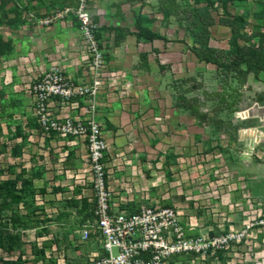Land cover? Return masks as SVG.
<instances>
[{"label": "crops", "instance_id": "obj_1", "mask_svg": "<svg viewBox=\"0 0 264 264\" xmlns=\"http://www.w3.org/2000/svg\"><path fill=\"white\" fill-rule=\"evenodd\" d=\"M141 13L144 14V10ZM158 14L162 19L159 11ZM144 16L148 18L147 14ZM149 27L152 28L150 24ZM109 37L114 39V33ZM12 38L14 47L10 53L0 55V132L8 139L4 149L10 155L11 163L21 162L22 167L33 164L35 158L36 167L42 172L38 174L42 187L51 183L48 178L52 173L55 186L63 183L65 176H74L75 184L84 185L82 193L86 195L85 187L91 183L85 161V141L72 136H42L32 114V98L27 90L38 73L54 65L60 66L71 79H81L80 34L77 30L65 34L54 26L50 30L26 34L19 31ZM104 38L105 35H101L106 69L114 71L110 69L116 63L124 72L121 79L110 82V89L101 90L96 111V119L107 142L102 163L109 172L107 186L112 200L126 212H134L140 205L153 201L173 206L186 232L191 235L206 237L217 230H234L238 224L232 221H237V212L243 214L250 197L264 194V177L257 175L256 179H248L245 163L249 160L242 153L257 135L254 137L247 129L238 130L241 150L231 160L233 162L230 161L236 166L237 176L214 179L213 168L208 167L219 161L226 165L220 146L230 150L234 147L232 140L222 143L217 138L225 128L217 129L211 122L202 123L175 106L176 92L172 81L179 80V76H171L168 82L166 76L162 80L154 78L152 82L138 78L145 72V65H148V72L151 69L150 55L154 54L155 60L159 54V48L152 44L162 40L137 41L129 34L110 50L106 48ZM122 53L125 56L122 57ZM132 53L135 55L130 58ZM140 53L147 54V64H140ZM156 63L157 70H166L159 68L163 62ZM187 95L194 96L193 91ZM50 111L55 116H62L66 110L51 103ZM203 111L208 118L216 116L210 109ZM223 111L217 114L222 120ZM68 113L81 112L76 109ZM14 151H18L17 158L12 154ZM223 188L226 193L219 195ZM92 194L88 198L90 201Z\"/></svg>", "mask_w": 264, "mask_h": 264}, {"label": "rangeland", "instance_id": "obj_2", "mask_svg": "<svg viewBox=\"0 0 264 264\" xmlns=\"http://www.w3.org/2000/svg\"><path fill=\"white\" fill-rule=\"evenodd\" d=\"M158 1L87 0V8L98 24L99 38L105 35L106 48L110 50L119 44L109 37L114 33L113 28L117 27L127 35L132 34L135 31L134 16L144 10V14L152 21V28L163 34L168 41H154L152 46L159 48V54H156L155 60V55H150L151 71L148 72V65H145L144 70L147 73L144 72L139 77L135 73L134 77L149 82L154 78L162 80L163 76H166L167 82L171 76H179L178 79L193 78L200 84L199 88L193 90V95L203 102L202 110H211L215 102L206 98L219 87L215 66L199 61L190 52L189 38L175 18L170 21L160 18ZM76 6L77 0H0V55L10 53L14 47L12 36L19 34V31L26 34L29 31L50 30L51 27L58 26L65 34L75 30L79 32L75 17ZM248 7L250 12L257 11V6L252 0H235L227 5L231 13H242ZM210 11L215 20L208 27L210 44L216 48H225L229 33L227 28L217 21L218 17L223 15L221 5L212 6ZM243 29L250 32L253 24L250 22ZM146 46L149 48V44ZM135 51L139 52L138 48ZM122 54V57L125 56V53ZM134 55L130 54V58ZM156 60L163 62L165 71L157 70ZM140 64L144 65V62L140 61ZM111 67L110 70L119 71L123 76L124 72L116 63ZM247 82L249 83L239 89L240 101L235 105L236 110L232 113H221L226 127L217 138L222 143H226L228 139L232 140L234 147L230 150L220 146L222 150L227 149L225 152L221 150L226 165L220 164L219 161L217 165L208 167L213 168L211 175L214 179L237 176L236 166L230 161L241 150L242 145L237 138L240 129H247L248 132H253V136L257 135V139L250 142L242 152L243 157L249 160L245 163L249 170L248 179H256L257 175L264 177V105L255 100V94L264 91V74H261L258 80L249 75ZM7 140L0 132V264H87L89 251L98 248L99 244L94 228H90L87 242L79 239L82 226L92 223V204L88 200L92 192L91 185L85 187L87 193L83 195L84 185L75 184L74 176H65L63 183L55 186L52 173L48 178L51 183L42 187L38 177L42 172L36 167L35 158L30 166L22 167L21 162L11 163L10 155L4 149ZM12 154L15 158L19 156L18 151ZM7 181L14 183L7 184ZM8 185L12 190H9ZM221 190L219 195L226 193L225 188ZM243 210V214L237 212V221H232L238 224L233 228V232H240L249 224L242 239H234L226 249H219L222 250V260L214 258L218 256L215 253L217 249L211 248L198 264H264V194L250 197V203ZM225 232L217 230L212 232L210 237L220 236Z\"/></svg>", "mask_w": 264, "mask_h": 264}, {"label": "built area", "instance_id": "obj_3", "mask_svg": "<svg viewBox=\"0 0 264 264\" xmlns=\"http://www.w3.org/2000/svg\"><path fill=\"white\" fill-rule=\"evenodd\" d=\"M75 17L82 50L81 79H71L60 66L54 65L38 73L27 90L42 136H72L85 141L93 218L92 223L82 226L79 239L87 242L90 228H94L99 242L98 248L88 253L87 264H198L209 249H226L232 240H241L249 224L240 232L228 230L220 236L191 235L173 206L153 201L140 205L134 212H126L112 200L107 186L109 172L102 163L107 142L96 111L101 90L110 89V82L122 76L119 71L106 69L104 44L97 36L98 24L87 8V0H77ZM51 103L66 110L62 116L52 114ZM76 109L81 113H68ZM185 254L191 258L174 260Z\"/></svg>", "mask_w": 264, "mask_h": 264}, {"label": "trees", "instance_id": "obj_4", "mask_svg": "<svg viewBox=\"0 0 264 264\" xmlns=\"http://www.w3.org/2000/svg\"><path fill=\"white\" fill-rule=\"evenodd\" d=\"M235 0H159L158 11L162 15L163 21H170L175 18L180 26L183 27L190 44L188 49L199 61L210 63L215 66L216 75L219 79V87L210 93L206 100L215 102L212 111L216 116L208 118L206 112L202 110L203 102L197 96H188L191 91L200 87L193 78H182L172 81V87L176 92L175 106L187 111L190 115L197 118L202 123L211 122L217 129H224L226 121L217 117L220 111L226 110L232 113L236 110L235 105L240 101L239 89L244 87L249 75L258 80L264 74V0H252L257 6V11L250 12L249 7L242 13L229 12L228 4ZM246 1V0H239ZM221 5L223 15L217 21L228 30L229 37L225 48H216L210 44V32L208 27L215 20L210 8ZM152 21L145 18L144 14L137 12L134 16L135 31L132 33L137 41L143 40L152 42L168 39L158 31H155L149 24ZM253 24V29L246 32L243 28L247 24ZM148 23V26L145 24ZM114 41L120 43L125 36L119 28H113ZM99 37V33L97 32ZM181 42L184 43L183 40ZM139 59L144 64L147 61V54L140 53ZM158 62V60H156ZM160 70L165 66L159 64ZM256 102L264 105V91L255 94ZM13 181V180H12ZM6 182L7 184L14 182ZM12 190L10 185L7 186ZM90 208L91 219L93 218V203ZM222 250H216V256H220ZM191 255H181L174 260L186 261ZM174 261H172L173 263Z\"/></svg>", "mask_w": 264, "mask_h": 264}]
</instances>
